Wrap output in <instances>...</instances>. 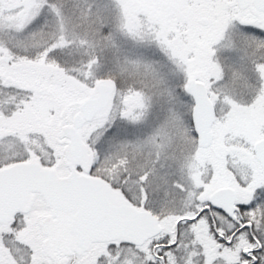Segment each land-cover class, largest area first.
Instances as JSON below:
<instances>
[{
    "label": "snow or ice",
    "instance_id": "1",
    "mask_svg": "<svg viewBox=\"0 0 264 264\" xmlns=\"http://www.w3.org/2000/svg\"><path fill=\"white\" fill-rule=\"evenodd\" d=\"M0 264H264V0H0Z\"/></svg>",
    "mask_w": 264,
    "mask_h": 264
}]
</instances>
